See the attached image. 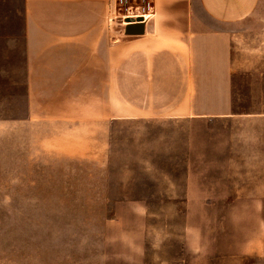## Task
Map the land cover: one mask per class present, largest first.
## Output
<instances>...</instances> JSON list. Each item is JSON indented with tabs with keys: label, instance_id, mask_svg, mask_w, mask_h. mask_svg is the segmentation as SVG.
<instances>
[{
	"label": "crops",
	"instance_id": "1",
	"mask_svg": "<svg viewBox=\"0 0 264 264\" xmlns=\"http://www.w3.org/2000/svg\"><path fill=\"white\" fill-rule=\"evenodd\" d=\"M154 10L126 35L107 25L106 0H0V113L90 131L91 161L126 169L132 209L264 211V0ZM244 73L249 114L230 102ZM236 117L250 123L224 121ZM260 234L234 252H258Z\"/></svg>",
	"mask_w": 264,
	"mask_h": 264
},
{
	"label": "rangeland",
	"instance_id": "2",
	"mask_svg": "<svg viewBox=\"0 0 264 264\" xmlns=\"http://www.w3.org/2000/svg\"><path fill=\"white\" fill-rule=\"evenodd\" d=\"M232 90L235 110L249 114L250 75L234 76ZM89 136L58 119L0 113V264H264V211L132 209L126 169L92 162ZM257 223L258 252L236 254Z\"/></svg>",
	"mask_w": 264,
	"mask_h": 264
},
{
	"label": "built area",
	"instance_id": "3",
	"mask_svg": "<svg viewBox=\"0 0 264 264\" xmlns=\"http://www.w3.org/2000/svg\"><path fill=\"white\" fill-rule=\"evenodd\" d=\"M154 14V0H106L105 21L109 27L119 25L121 31L130 22L146 24Z\"/></svg>",
	"mask_w": 264,
	"mask_h": 264
},
{
	"label": "water",
	"instance_id": "4",
	"mask_svg": "<svg viewBox=\"0 0 264 264\" xmlns=\"http://www.w3.org/2000/svg\"><path fill=\"white\" fill-rule=\"evenodd\" d=\"M144 23L143 22H139V20L137 22H130L127 23L124 26V34L126 35H139V34H143L144 32Z\"/></svg>",
	"mask_w": 264,
	"mask_h": 264
}]
</instances>
